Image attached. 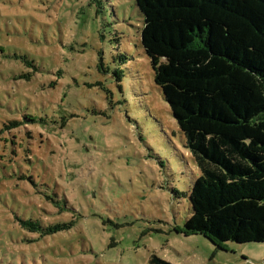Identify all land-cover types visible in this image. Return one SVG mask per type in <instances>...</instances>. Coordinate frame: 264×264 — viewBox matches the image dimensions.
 <instances>
[{"label":"rangeland","instance_id":"rangeland-1","mask_svg":"<svg viewBox=\"0 0 264 264\" xmlns=\"http://www.w3.org/2000/svg\"><path fill=\"white\" fill-rule=\"evenodd\" d=\"M142 24L135 0H0V264H264L183 232L199 170Z\"/></svg>","mask_w":264,"mask_h":264},{"label":"trees","instance_id":"trees-1","mask_svg":"<svg viewBox=\"0 0 264 264\" xmlns=\"http://www.w3.org/2000/svg\"><path fill=\"white\" fill-rule=\"evenodd\" d=\"M140 42L198 167L186 235L264 242V0H135ZM42 235L73 222L42 225ZM148 264H172L155 253Z\"/></svg>","mask_w":264,"mask_h":264}]
</instances>
